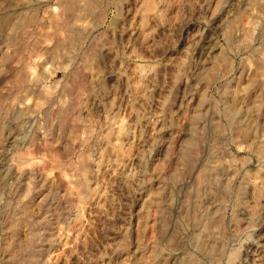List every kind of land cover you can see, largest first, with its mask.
Segmentation results:
<instances>
[{
    "label": "rangeland",
    "instance_id": "obj_1",
    "mask_svg": "<svg viewBox=\"0 0 264 264\" xmlns=\"http://www.w3.org/2000/svg\"><path fill=\"white\" fill-rule=\"evenodd\" d=\"M83 1L0 0V264H264V0Z\"/></svg>",
    "mask_w": 264,
    "mask_h": 264
},
{
    "label": "bare ground",
    "instance_id": "obj_2",
    "mask_svg": "<svg viewBox=\"0 0 264 264\" xmlns=\"http://www.w3.org/2000/svg\"><path fill=\"white\" fill-rule=\"evenodd\" d=\"M61 2H60V4H58V6H52L51 8H50V12H52L54 9H56V7L57 8H60L59 10H60V12H61V10H65V11H67L68 9L70 10H72V8H74L73 6L74 5H77L78 4V0H60ZM85 1V0H84ZM83 1V2H84ZM93 1V0H92ZM112 1H116V0H112ZM86 2V1H85ZM88 5H90L92 2H91V0H87V2H86ZM93 3H94V1H93ZM93 3L91 4V7H92V5H93ZM97 3V2H96ZM80 4V3H79ZM114 4V3H113ZM55 7V8H54ZM79 7V6H78ZM75 9V8H74ZM78 9H80V8H78ZM87 9L89 10V8L87 7ZM58 10V11H59ZM56 11V10H55ZM54 12V11H53ZM62 13H63V11H62ZM65 13V12H64ZM31 15V14H30ZM66 15V14H65ZM50 16V15H49ZM51 16H52V14H51ZM74 36V33H73V31L70 33V35L69 36ZM71 41H73V39H71ZM43 90L44 91H46V92H50L51 90H52V86H46V87H44L43 88ZM82 100L83 99H81V101H80V103H79V105H82V104H85V103H87L86 101H84V102H82ZM86 100V99H85ZM19 102V101H18ZM20 102L22 103V104H20V105H23L22 107H28V106H30V103H29V101H21L20 100ZM87 105V104H86ZM85 105V106H86ZM82 106H84V105H82ZM19 107V106H18ZM78 112H80V110L78 111ZM79 115V114H78ZM80 115H81V113H80ZM79 115V116H80ZM77 118V117H76ZM78 127V126H77ZM70 128V127H69ZM88 128V127H87ZM74 129H76L75 127H74ZM79 128H77V130H78ZM91 129V128H90ZM68 130V129H67ZM70 130H71V132H70ZM69 130V134H70V136H73V137H70L71 138V140H72V138H74L75 139V137L76 138H79L78 136H82V135H78L77 136V133H75L76 131L75 130H73V129H70ZM73 130V131H72ZM75 131V132H74ZM81 131H84V130H81ZM92 131V130H91ZM81 133V132H80ZM90 133V132H89ZM11 134V133H10ZM48 134V133H47ZM47 134H45V135H47ZM49 134H51V133H49ZM58 134V133H57ZM79 134V133H78ZM83 134V133H82ZM88 134V133H87ZM85 135V134H84ZM91 135V134H90ZM90 137V136H89ZM83 138H85V139H87L85 136L83 137ZM82 137L80 138V139H82V140H80V141H83L84 139H83ZM51 139H53V137L51 138ZM76 140V139H75ZM52 140H48V138L46 137V136H43V138H41V140L39 141V143L38 144H36V143H31L32 145H31V147L33 146V148H35V150H36V148L37 149H39V147L38 146H41L40 148H43V149H40V152H46V154H47V152H48V155H50V161L54 164V166H56L57 168H55V169H57V170H59L60 169V171H59V175H61V173L63 172V163L62 162H60V161H58L57 159H56V157L58 158V153H53L54 151H52V150H55L54 148V145H51V142ZM55 141H56V139H55ZM55 143V142H54ZM83 143V142H82ZM81 143V144H82ZM53 144V143H52ZM73 144V143H72ZM20 145V144H19ZM70 145V144H69ZM58 146V145H57ZM68 146V145H67ZM18 147V146H17ZM54 147V148H53ZM71 147V146H70ZM73 147V146H72ZM19 148H21V147H19ZM32 148V149H33ZM59 148V147H58ZM75 148V147H74ZM73 148V149H74ZM29 149V148H28ZM34 149H33V151H35ZM42 150V151H41ZM45 150V151H44ZM66 150V149H65ZM31 151V150H30ZM36 151H38V150H36ZM51 151V152H50ZM57 151V150H56ZM72 151V150H71ZM28 152V151H27ZM25 153V152H24ZM43 153H41V162H45V158L47 159L49 156L48 155H46L45 153L43 154ZM50 153V154H49ZM52 153V154H51ZM71 153V152H70ZM22 154V153H21ZM27 154V153H26ZM31 154V153H30ZM29 154V152H28V155H30ZM53 154H55V155H53ZM78 154V153H77ZM87 154V153H86ZM80 155V154H79ZM25 156V155H24ZM78 157V156H77ZM19 158V157H18ZM62 158V157H61ZM84 158H86V157H83L82 159H84ZM90 158V157H89ZM79 159H80V157H79ZM78 159V160H79ZM39 160V159H38ZM60 160H62V159H60ZM21 163H23V165H24V163L25 162H23L24 161V159L22 160L21 159ZM26 161V160H25ZM28 161V160H27ZM49 161V160H48ZM47 161V162H48ZM18 162V161H17ZM40 162V161H39ZM72 162V161H71ZM80 162V168H79V166H76V167H78L79 169H81V171H82V175L81 174H78V176H77V178L75 177V179L76 180H78V177H79V175H81V176H86L87 177V175H86V172H87V167H88V163H86L87 162V160H86V162H85V159L84 160H81V161H79ZM69 163V161L67 162V164ZM75 163V162H74ZM43 164V163H42ZM65 164V163H64ZM66 164V165H67ZM21 165V164H20ZM30 165V164H29ZM75 165H77V164H75ZM71 165H69V167H70ZM25 167H27V166H25ZM89 168V167H88ZM54 169V170H55ZM79 169H78V171H79ZM81 171H80V173H81ZM77 172V171H76ZM63 174H65V173H63ZM52 175V174H51ZM54 175V174H53ZM66 175V174H65ZM60 177H62V176H60ZM63 178V177H62ZM61 178V179H62ZM66 178H68V177H66ZM72 179V178H71ZM71 179H68V180H71ZM67 180V181H68ZM80 180V179H79ZM79 180H78V182H79ZM81 180H83V179H81ZM80 180V181H81ZM65 181V180H64ZM63 181V182H64ZM84 182V181H83ZM65 183H67V185L69 184V183H73V179H72V182L71 181H69V182H65ZM71 185V184H70ZM69 186V185H68ZM70 187V186H69ZM82 187H83V185H82ZM81 187V188H82ZM67 188V187H66ZM78 190V189H77ZM81 190V189H80ZM85 190V189H84ZM71 192V191H70ZM82 193V192H81ZM80 192H79V195L81 194ZM78 195V196H79Z\"/></svg>",
    "mask_w": 264,
    "mask_h": 264
}]
</instances>
